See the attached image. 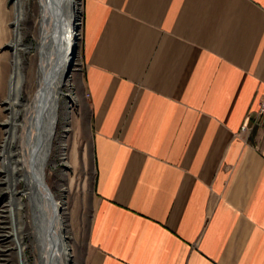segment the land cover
Returning a JSON list of instances; mask_svg holds the SVG:
<instances>
[{
  "label": "crops",
  "instance_id": "crops-1",
  "mask_svg": "<svg viewBox=\"0 0 264 264\" xmlns=\"http://www.w3.org/2000/svg\"><path fill=\"white\" fill-rule=\"evenodd\" d=\"M87 264H264V0H82Z\"/></svg>",
  "mask_w": 264,
  "mask_h": 264
},
{
  "label": "bare ground",
  "instance_id": "bare-ground-1",
  "mask_svg": "<svg viewBox=\"0 0 264 264\" xmlns=\"http://www.w3.org/2000/svg\"><path fill=\"white\" fill-rule=\"evenodd\" d=\"M23 4V0H15L13 39L8 46L12 51V77L5 101L6 130L0 145L5 193L9 208L19 217V236L30 238L34 264H71L61 207L46 184L45 172L56 134L60 98L76 56L81 8L79 0H38L37 81L32 93L24 98L18 92L20 52L33 46L23 44L21 39ZM66 97L75 105L74 97ZM25 245L23 242L17 246L20 264H27Z\"/></svg>",
  "mask_w": 264,
  "mask_h": 264
},
{
  "label": "rangeland",
  "instance_id": "rangeland-1",
  "mask_svg": "<svg viewBox=\"0 0 264 264\" xmlns=\"http://www.w3.org/2000/svg\"><path fill=\"white\" fill-rule=\"evenodd\" d=\"M24 13L20 22L22 43L33 47L20 52V78L18 92L28 97L36 87L39 54L35 46L40 41V14L38 0H23ZM78 18L76 56L69 73V83L63 88L58 110L56 134L45 181L60 204L65 223V236L71 251V264H87L90 254L87 233L93 211L95 170L92 154V132L87 98L83 88V62L81 57L83 10ZM15 0H0V145L5 134L8 118L5 103L11 82L13 39L11 23L14 20ZM74 97L70 104L66 95ZM1 157V156H0ZM0 158V264H20L18 245L23 242L27 264H34L33 247L29 236H19L20 221L15 210L8 206L6 174Z\"/></svg>",
  "mask_w": 264,
  "mask_h": 264
},
{
  "label": "built area",
  "instance_id": "built-area-1",
  "mask_svg": "<svg viewBox=\"0 0 264 264\" xmlns=\"http://www.w3.org/2000/svg\"><path fill=\"white\" fill-rule=\"evenodd\" d=\"M254 127H257L259 129H262L264 131V97L259 102V109L256 113H254L251 116V119L249 122L246 123L241 128V133L244 134L245 132H248L249 130L253 129Z\"/></svg>",
  "mask_w": 264,
  "mask_h": 264
}]
</instances>
